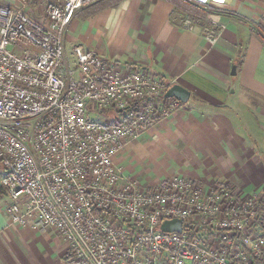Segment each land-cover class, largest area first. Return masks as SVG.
<instances>
[{
  "label": "built area",
  "instance_id": "1",
  "mask_svg": "<svg viewBox=\"0 0 264 264\" xmlns=\"http://www.w3.org/2000/svg\"><path fill=\"white\" fill-rule=\"evenodd\" d=\"M82 1L49 7L46 25L0 6V186L8 223L54 229L69 264H264L258 195L180 175L141 189L124 175L118 158L128 142L180 102L165 98L171 83L158 74L81 45L71 50L68 85L66 32ZM173 219L180 230L163 231Z\"/></svg>",
  "mask_w": 264,
  "mask_h": 264
},
{
  "label": "crops",
  "instance_id": "2",
  "mask_svg": "<svg viewBox=\"0 0 264 264\" xmlns=\"http://www.w3.org/2000/svg\"><path fill=\"white\" fill-rule=\"evenodd\" d=\"M203 2L210 11L202 22L166 0H121L87 18H80L78 10L67 28L65 61L72 57V47L81 45L115 63L148 69L189 91L187 102L142 134L146 143L135 145L140 135L119 155L124 175L139 188L180 175L204 186L223 183L237 194L261 192L264 197V44L255 27L260 23L264 28L262 4ZM59 4L0 0V6L22 11L40 25L47 24L46 8ZM125 162L163 177L141 183ZM7 203L1 196L0 264H69L67 244L54 229L9 224Z\"/></svg>",
  "mask_w": 264,
  "mask_h": 264
},
{
  "label": "trees",
  "instance_id": "3",
  "mask_svg": "<svg viewBox=\"0 0 264 264\" xmlns=\"http://www.w3.org/2000/svg\"><path fill=\"white\" fill-rule=\"evenodd\" d=\"M121 0H84L82 9L77 13L80 18H87L96 13H99L107 8L116 7ZM174 5L175 8L184 12L190 19L195 22H202L206 19L210 8H207V4L198 0H166ZM257 29L256 35L264 44V28L258 23L255 24ZM2 166L0 164V172H2ZM5 195L4 190L0 186V197ZM258 209L261 219L264 220V197L261 193L258 195Z\"/></svg>",
  "mask_w": 264,
  "mask_h": 264
},
{
  "label": "rangeland",
  "instance_id": "4",
  "mask_svg": "<svg viewBox=\"0 0 264 264\" xmlns=\"http://www.w3.org/2000/svg\"><path fill=\"white\" fill-rule=\"evenodd\" d=\"M84 1V0H83ZM83 1H82V3H81V7L79 8V11L82 9V7L84 6L83 5ZM209 4V6L211 7V8H213V9H215L216 7L214 6V5H212V3H208ZM53 6H56V5H53ZM49 7H51V6H49ZM49 7H47L46 8V10L49 8ZM22 12V11H21ZM46 12V11H45ZM24 15H26L24 12H22ZM27 16V15H26ZM28 17V16H27ZM29 18V17H28ZM62 68H63V75H64V77H65V79H66V81H67V83H68V85L69 86H72L74 83H73V81H74V79H75V77H73V74H74V72H73V58L72 57H70V58H68V59H66V61H64L63 62V64H62ZM91 118L93 119V120H96V121H99V122H107V117L104 115V114H97V113H94V114H92L91 115ZM144 134V133H143ZM148 136V135H147ZM144 137V135H142V137H140V139L137 141V139H135L137 142H135V145H140V144H143V142L144 143H146V141H144V139H145V137ZM143 138V140H141ZM153 140H154V137L152 136L149 140H148V142H151V144L152 143H154L153 142ZM150 145V144H149ZM146 146H148V145H146ZM168 158V160H169V158L170 157H167ZM125 164L126 165H131V166H133V175L134 176H137L138 177V179H139V181L141 182V183H145V182H148L149 180H151L150 182H153V181H156L157 179H159V178H161V177H163V176H159V174L158 173H154L152 170H150V169H146L145 168V166H143V165H141V164H135V165H133V164H131L130 162H125ZM0 176H1V172H0ZM159 177V178H158ZM261 194V192L260 193H256V195H260Z\"/></svg>",
  "mask_w": 264,
  "mask_h": 264
},
{
  "label": "water",
  "instance_id": "5",
  "mask_svg": "<svg viewBox=\"0 0 264 264\" xmlns=\"http://www.w3.org/2000/svg\"><path fill=\"white\" fill-rule=\"evenodd\" d=\"M236 67L232 66V75L235 74ZM189 97V91L180 86L179 84H173L168 87L165 92V98H174L179 102H187ZM181 228V221L179 219L164 221L161 225L163 231H179Z\"/></svg>",
  "mask_w": 264,
  "mask_h": 264
}]
</instances>
